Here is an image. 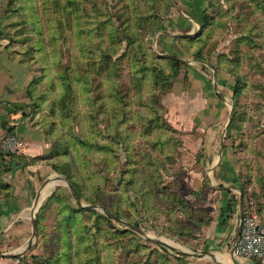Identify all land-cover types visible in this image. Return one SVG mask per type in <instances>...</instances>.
I'll return each instance as SVG.
<instances>
[{"label": "rangeland", "instance_id": "rangeland-1", "mask_svg": "<svg viewBox=\"0 0 264 264\" xmlns=\"http://www.w3.org/2000/svg\"><path fill=\"white\" fill-rule=\"evenodd\" d=\"M173 3L0 0V46L32 74L27 115L50 141L46 163L60 178L59 213L41 215L39 253L24 264H182L181 251L200 253L216 199L205 164L213 122L203 121L214 113H224L214 155L227 150L234 162L233 198L264 210V0H210L188 44L192 64L177 67L155 44ZM194 66L210 83L228 74L238 95L199 106L187 77ZM79 204L96 208L67 218Z\"/></svg>", "mask_w": 264, "mask_h": 264}, {"label": "crops", "instance_id": "crops-1", "mask_svg": "<svg viewBox=\"0 0 264 264\" xmlns=\"http://www.w3.org/2000/svg\"><path fill=\"white\" fill-rule=\"evenodd\" d=\"M209 2L210 0H174L173 10L156 34L155 44L160 54L192 64L187 58L190 51L186 39L196 35ZM202 74L199 66L190 67L187 71L189 89L196 96L195 103L203 106L204 98L208 96L215 99V102L218 101L217 103L225 104L227 96L233 90L228 74H217L213 83ZM31 79L30 70L11 60L4 47L0 46V122L3 123L0 127V257L3 264H24V260L29 261L31 255L39 253V244L36 247L35 237L32 238V216L35 219L37 215L48 218L56 207L49 202L56 185L54 182L58 181L55 178L56 171L45 160L39 159L49 154L50 141L43 129L34 124L31 115L22 116V113H29L27 106L30 101L26 89ZM205 119L213 122L211 127L205 129V147L209 154L205 164L214 179V217L210 228L198 236L202 241L201 252L196 254L181 251V263L234 264V258L240 264H262L243 260L233 254L240 218V196L232 201L237 189L236 168L227 150H220V156L214 155L213 142L220 133L224 113H214L211 117L203 118V121ZM9 133L23 142L18 152L8 153L2 147V138ZM38 192L40 196L34 208ZM230 203L231 209L226 210ZM245 205L243 200V210ZM257 218L264 226V210L258 212Z\"/></svg>", "mask_w": 264, "mask_h": 264}, {"label": "built area", "instance_id": "built-area-1", "mask_svg": "<svg viewBox=\"0 0 264 264\" xmlns=\"http://www.w3.org/2000/svg\"><path fill=\"white\" fill-rule=\"evenodd\" d=\"M22 146V140L14 134L9 133L2 138V147L8 153L18 152ZM233 254L246 261L264 264V226L259 223L251 202L245 205L240 215L239 233L233 245ZM0 264H3L1 257Z\"/></svg>", "mask_w": 264, "mask_h": 264}, {"label": "trees", "instance_id": "trees-1", "mask_svg": "<svg viewBox=\"0 0 264 264\" xmlns=\"http://www.w3.org/2000/svg\"><path fill=\"white\" fill-rule=\"evenodd\" d=\"M36 13H37V11H35ZM207 14H206V10H204V12H203V19H202V24H201V28L202 27H204L205 25H206V23H207ZM40 28V27H39ZM196 37L197 36H194V37H191V38H188V39H186V41H187V43L189 44V43H191V42H193L195 39H196ZM8 56L10 57V59L11 60H13V61H15V62H17L18 64H20L21 66H23V67H27L28 68V66L27 65H23V63L22 62H19V60H14L13 59V57L11 56V55H9L8 54ZM163 58H164V60H166V61H169V62H171L172 64H173V66H175V67H177V66H179L182 62L180 61V60H178V59H176L175 57H172V56H163ZM201 61H203L202 59H201ZM34 83V81H31V83L28 85V87H27V89H26V95H27V97L28 98H31V96H33V94H32V91H31V86L30 85H32ZM67 91L65 92V94H64V97H66V96H69L68 95V92H69V88H70V85L69 84H67ZM233 90V97H236L237 95H238V93H239V89H238V86H233V88H232ZM18 108H16V110H17ZM22 116L23 117H27L28 115H26V114H24V113H22ZM234 121V120H233ZM35 124V123H34ZM36 125V124H35ZM231 127H232V122H231V124H230V126H229V129H231ZM39 159H43V160H45V161H47V160H49V159H51V158H49V157H45V158H39ZM51 165V167H52V169L54 170V171H58V166L55 164V163H51L50 164ZM68 179V183L71 185V187H72V189L74 190V191H77L76 190V187H75V185H74V183H73V180L72 179H70V178H67ZM76 193V192H75ZM57 194L56 193H52V195L50 196V199H49V202H51V203H54L55 205H56V213L58 214L59 213V209H60V206H59V204H60V202H59V200L57 199V196H56ZM56 196V197H55ZM75 198H76V196H75ZM235 198H233L232 197V201H235L234 200ZM232 203H230L229 205H228V207L226 208V210H230L231 209V205ZM64 207L66 208V210L69 212V211H71L70 209H73V208H71V207H68L67 205H64ZM81 211H87V212H92L93 210H89V208H86V207H84V206H81L80 204L78 205V207L76 208V209H73L72 210V212H69L68 213V215H67V218H69V219H73V218H75V216H76V214L77 213H79V212H81ZM105 211H107V210H105ZM225 211V210H224ZM108 212V211H107ZM115 216V215H114ZM98 217H101V216H98ZM117 217V216H116ZM118 218V217H117ZM42 220V217H41V215H37L36 216V234H35V237H37V236H40V231H41V229H42V225L40 224V221ZM64 220V219H63ZM67 220V219H66ZM68 221H70V220H68ZM67 222V221H66ZM65 222V223H66ZM162 247V246H161ZM163 248V247H162Z\"/></svg>", "mask_w": 264, "mask_h": 264}, {"label": "water", "instance_id": "water-1", "mask_svg": "<svg viewBox=\"0 0 264 264\" xmlns=\"http://www.w3.org/2000/svg\"><path fill=\"white\" fill-rule=\"evenodd\" d=\"M161 56H168V55L161 54ZM176 59H177V58H176ZM178 60H180V59H178ZM180 61L182 62V60H180ZM230 121H231V116H230V118H229L228 123H229ZM225 130H226V129H225ZM223 138H224V134H223ZM223 138L221 139V144H220L221 148L223 147ZM58 179H60V178H58ZM67 184H68V186H69L70 188H72L71 185H70L69 183H67ZM72 192H73V194L76 196V193H75V191H74L73 189H72ZM39 196H40V192H38V194H37V196H36L35 203H34V208L36 207V204H37V202H38ZM76 198H77V197H76ZM77 200H78V199H77ZM78 202H80V201L78 200ZM84 207L89 208V209H95V208H96V205H88V206L86 205V206H84ZM239 208H240V215H241L242 212H243V199H242V196H240V198H239ZM33 210H34V209H33ZM103 212H104V214H105L108 218H110V219H112V220H117L118 222H121V223L124 224L127 228H129L130 230H132V231L138 233L139 235L143 236V237L146 238L147 240H149V241H151V242H153V243H155V244H157V245H160V246H162V247H164V248H166V249H168V250H170V251H175V249H174L172 246H170L168 243H166L164 240H161V239H158V238L149 237V236L146 234V232H145L144 230H142L140 227L135 226V225L130 224V223H127V222H124V221L120 220L119 218H117L116 216H114L113 214H111V213H109V212H107V211H105V210H103ZM238 233H239V230H237L236 238H237V236H238ZM35 234H36V219H35V216L33 215V216H32V238L35 237ZM233 262H234V264H240V263H238L234 258H233Z\"/></svg>", "mask_w": 264, "mask_h": 264}, {"label": "bare ground", "instance_id": "bare-ground-1", "mask_svg": "<svg viewBox=\"0 0 264 264\" xmlns=\"http://www.w3.org/2000/svg\"><path fill=\"white\" fill-rule=\"evenodd\" d=\"M179 246V245H178Z\"/></svg>", "mask_w": 264, "mask_h": 264}]
</instances>
